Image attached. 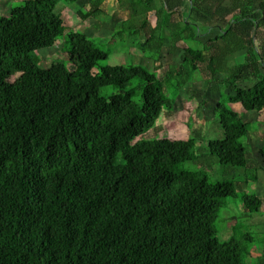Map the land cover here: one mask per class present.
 I'll return each mask as SVG.
<instances>
[{
  "label": "trees",
  "instance_id": "trees-1",
  "mask_svg": "<svg viewBox=\"0 0 264 264\" xmlns=\"http://www.w3.org/2000/svg\"><path fill=\"white\" fill-rule=\"evenodd\" d=\"M57 1L77 0H23L0 17V264H248L250 235L219 242L215 221L227 199L250 213L263 203L245 190L260 167L243 141L249 125L230 106L264 111V0L258 11L254 0L239 4L234 27L184 48L163 78L137 64L93 72L109 52L82 32L66 33ZM103 1L89 0L77 17L96 19ZM117 2L132 14L112 37L134 36L132 46L153 62L166 41L174 50L191 32L153 0ZM60 39L66 57L40 66L37 51ZM240 50L244 62L231 63ZM247 76L255 82L238 87ZM199 77L228 90L212 109L222 138L199 129L185 140L147 138ZM134 79L140 102L127 90ZM108 86L119 93L102 96ZM259 153L264 164V147ZM185 162L197 169L177 170ZM212 166L228 180L211 182Z\"/></svg>",
  "mask_w": 264,
  "mask_h": 264
},
{
  "label": "rangeland",
  "instance_id": "rangeland-1",
  "mask_svg": "<svg viewBox=\"0 0 264 264\" xmlns=\"http://www.w3.org/2000/svg\"><path fill=\"white\" fill-rule=\"evenodd\" d=\"M5 1L6 0H0V6H3ZM22 1L23 0H12L11 8L21 4ZM79 8H81V6L78 3L57 1L55 11L61 15L64 22V27L66 28V33H68L69 31H78L86 35L88 34L87 36L90 38H94L89 36L92 33V24L99 22L106 23L110 20V18L99 16L96 19L92 18L83 22L76 15V10ZM7 13L8 10L4 11V13L1 14L0 10V17L6 15ZM117 19L118 18H113V21ZM115 27L116 26H114L111 33L105 31L104 36L100 37L99 39L94 38L102 49L109 52V56L106 60L98 62V64L93 68L92 71L96 72L98 71L100 66L104 65L127 66L131 64H137L146 67L152 72H155V69L152 65L153 63L147 62L151 60L142 55L143 60L141 61L139 59V52L133 50L134 47L132 46V42H134L135 40L134 36L130 37L126 35L121 38L118 36L112 37ZM58 41L59 42H57L56 45L52 48L37 51L40 66L47 68L54 59H64L66 57V54L62 51L63 45L61 39ZM131 50H133L132 53H134L132 55ZM145 60L147 61L145 62ZM163 62L166 61L163 59ZM67 66L69 69L72 68L70 64H67ZM163 66L164 69L158 71L160 78H163L164 74L169 69V65L166 66V64H164ZM174 66L175 65H173V67ZM219 78L221 79V81H223L225 75L220 74ZM173 82H175V79H173ZM254 82L255 80L252 77L247 76L242 80L239 79L237 81V85L241 88H247ZM202 86L203 85H201L200 83L196 84V88L198 90L197 95L195 97L191 96V98H187L188 96H186L184 92L182 94V91H180L178 97L180 96V94L181 96H183L182 101H184L185 104L183 105L185 107L182 105L181 99L178 98L177 107L180 112L177 113V108L176 110L172 111L173 113L171 112V116L173 115V118H170V116L167 117L162 113L160 116L159 124L157 123L158 125H155L156 131H150L146 135V137L149 139L170 138L173 140H185L188 139L189 136H191L189 135L190 130L199 129L201 130L203 137L206 139L222 138L221 130L219 129L217 123L215 121L207 120L202 126L201 117H203V119H206L210 116V111L208 110V108L210 105H212L211 101L216 99L214 98V93L217 97V95L222 91L223 93H221L220 98L227 93H224L225 90H222L224 89L223 86L221 87V90H219V88L216 90L215 87L208 90L209 87L203 88ZM127 90L133 92L134 100L136 102H140L141 89L139 87L138 79L132 80L130 82V85L127 87ZM227 91L228 90H226L225 92ZM209 92H211L212 94H209ZM117 93H119V90L113 86L103 87L100 89V94L106 98ZM187 102H189V104L186 105ZM230 107L233 111L238 113L246 123H248L250 133L243 141L247 146H249L252 158L260 164H258V166H262L264 168V164L259 153L260 148L264 147V111H261L260 113L246 112L239 105H231ZM187 118L189 122L186 121ZM197 144L200 146L201 142H198ZM184 169L196 170L197 167L191 162H185L180 164L177 168V170ZM260 172L262 173V179V176H264V169H260ZM208 175L210 177V181L213 183L217 181L228 180V178L221 175L219 167L217 166H212V169L208 171ZM239 179L242 181L243 176ZM248 184L250 189H252V187H255L254 182H249ZM240 185L242 184H239L237 186L238 192H241L239 188L241 187ZM262 185H264V183H262ZM258 189L261 191H249L248 193H254L259 198L262 196L261 199L263 203L259 212H248L247 210H245L242 202H240L239 199H227V206L219 211L218 218L215 221V228L217 230L216 237L219 242H225L233 236L239 238L245 234L250 235L253 241V246L250 249V257L246 259V262L248 264H264V186H259Z\"/></svg>",
  "mask_w": 264,
  "mask_h": 264
},
{
  "label": "crops",
  "instance_id": "crops-1",
  "mask_svg": "<svg viewBox=\"0 0 264 264\" xmlns=\"http://www.w3.org/2000/svg\"><path fill=\"white\" fill-rule=\"evenodd\" d=\"M11 1L12 0H6L4 5L0 6L1 14H3L4 11L8 10V13L4 16H7L10 12ZM244 1L245 0H153V5L157 12L165 10L167 13L171 14L176 19L177 17H180V19L185 20V23L189 24L191 32L187 35L186 40H184L183 42L182 41L177 42L175 44L174 50H172L170 42L166 41L164 43L163 51L161 53V56L158 62L147 61V60H145V62L146 61L152 62L153 68L157 72L164 69V66H163L164 64H166V66L169 65V67H172L173 65L178 66L181 63V54L184 48H187V47L199 48L202 45H205L208 42V40H212L215 37L222 35L225 29L230 28L232 26L234 27L233 25L234 22L232 20H235L239 17V9H240L239 4H241ZM254 1L255 3L252 4V8L254 9V11L255 10L258 11V5L261 0H254ZM76 3H78L81 6V8H83L84 10L86 11L89 10V7H90L89 0H77ZM99 10L101 13L100 16L108 17L110 18V20L99 27H98V23L92 24V33L89 36L98 38V39L105 35V31H107L108 33H111L114 26L120 25L121 22L129 19L130 15L132 14L130 10L120 8L117 0H104L103 3L100 5ZM154 14H155V11L152 12L151 15H154ZM113 18H118V19L113 21ZM244 21H246V19H244ZM137 38H138V41L142 43L147 39V34L145 33V31H140ZM217 44L220 47L224 46V42H222L221 40H219ZM133 50L138 52V50L135 47L133 48ZM133 50H131V55L134 54L132 53ZM139 54H140L139 59L142 61L143 60L142 54L141 53ZM245 55H246L245 50H240L238 52H235L232 58L230 59V62L234 64H242L244 62ZM163 59L166 62H163ZM243 78L244 77H241L240 80H242ZM200 79L201 78L199 77V79H197L198 81H196L191 87L192 89L195 90L193 94H191V91L189 88H187L188 90H186V88L182 89L181 93L183 94L184 92V94L188 96L187 98L189 97L191 98V96L195 97L198 92L196 88V84L198 83L203 85L202 86L203 88L209 87L208 90L213 89L214 87L216 88V90L218 88L219 90H221V87H222L221 84L209 85ZM222 90L226 91L227 89L225 87ZM225 91L224 93H228V91L227 92ZM221 93L223 92L221 91ZM221 93H219L217 97L214 93V98L216 99L211 101L212 105H210L208 108V110L210 111V116L206 119H203V117H201L202 126L205 124L207 120L214 121L213 115H212V109L215 103L220 99ZM209 94H212V93L209 92ZM178 98L181 99L182 101L183 96H181L180 94ZM177 102L178 100L176 101L174 110H176L177 108L176 111L177 113H179L180 110H178ZM181 103L182 105L185 104L184 101H182ZM187 104H189V102H187L186 105ZM236 105L237 104H235V106ZM162 113L165 114L167 117L170 116V118H173V115L171 116V113L169 114L165 110H162L161 114ZM160 116L155 123L156 126L159 124ZM186 121L189 122L188 118ZM260 169L263 170L264 168L261 166L257 172L258 178H257V181L254 182L255 187H252V189H250L249 184H247L245 187V190L247 192L249 191L260 192L261 190H259L258 187L264 186L262 185V183H264V176H262L263 178L261 179L262 173L260 172Z\"/></svg>",
  "mask_w": 264,
  "mask_h": 264
},
{
  "label": "water",
  "instance_id": "water-1",
  "mask_svg": "<svg viewBox=\"0 0 264 264\" xmlns=\"http://www.w3.org/2000/svg\"><path fill=\"white\" fill-rule=\"evenodd\" d=\"M234 25H236V23H235ZM232 27H233V26H232ZM232 27H230V28H232ZM230 28H227V29H230ZM227 29H225V31H226ZM255 30H256V29H254L253 35L255 34Z\"/></svg>",
  "mask_w": 264,
  "mask_h": 264
},
{
  "label": "bare ground",
  "instance_id": "bare-ground-1",
  "mask_svg": "<svg viewBox=\"0 0 264 264\" xmlns=\"http://www.w3.org/2000/svg\"><path fill=\"white\" fill-rule=\"evenodd\" d=\"M256 171V170H255Z\"/></svg>",
  "mask_w": 264,
  "mask_h": 264
}]
</instances>
